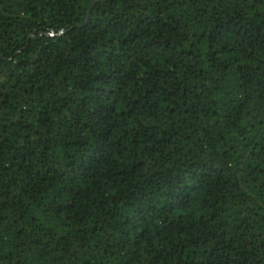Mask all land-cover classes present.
Segmentation results:
<instances>
[{
    "label": "trees",
    "instance_id": "obj_1",
    "mask_svg": "<svg viewBox=\"0 0 264 264\" xmlns=\"http://www.w3.org/2000/svg\"><path fill=\"white\" fill-rule=\"evenodd\" d=\"M0 264H264V0H0Z\"/></svg>",
    "mask_w": 264,
    "mask_h": 264
},
{
    "label": "water",
    "instance_id": "obj_2",
    "mask_svg": "<svg viewBox=\"0 0 264 264\" xmlns=\"http://www.w3.org/2000/svg\"><path fill=\"white\" fill-rule=\"evenodd\" d=\"M97 1V0H96Z\"/></svg>",
    "mask_w": 264,
    "mask_h": 264
}]
</instances>
